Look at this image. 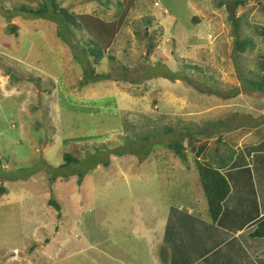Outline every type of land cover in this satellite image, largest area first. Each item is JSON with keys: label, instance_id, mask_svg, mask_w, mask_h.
<instances>
[{"label": "rangeland", "instance_id": "374dc122", "mask_svg": "<svg viewBox=\"0 0 264 264\" xmlns=\"http://www.w3.org/2000/svg\"><path fill=\"white\" fill-rule=\"evenodd\" d=\"M219 1L135 0L93 76L86 34H69L71 49L47 18L18 11L41 0H0V264H249L245 252L264 263V239L241 230L257 213L224 212L212 228L194 163L226 142L231 193L238 183L251 205L264 200L253 193L264 190V98L238 82L232 0ZM116 2L56 3L107 22ZM236 16L255 45L243 71L264 74L252 64L264 0ZM191 132L210 137L182 162L165 145ZM64 153L85 159L58 169Z\"/></svg>", "mask_w": 264, "mask_h": 264}, {"label": "trees", "instance_id": "16d2710c", "mask_svg": "<svg viewBox=\"0 0 264 264\" xmlns=\"http://www.w3.org/2000/svg\"><path fill=\"white\" fill-rule=\"evenodd\" d=\"M246 1L248 0H232L233 8L231 23L233 25L235 35V45L233 46L237 59L236 72L238 74V82L246 80L243 81V83L248 82L251 87L258 89L257 92L259 93L254 97L256 99H261L264 98V92L261 93L260 91L262 90V86L264 88V74H260V72L257 73L253 70H248L245 73L243 71V65H247L245 54L253 52V50L255 49V45L252 44L251 39H249L247 36L244 37L245 35L243 34L242 30L243 27L240 24L243 20L240 17L236 16V11L238 10V8L244 6L246 4ZM56 2L57 0H41L36 9H25L23 7H20L18 11L20 13L26 12L31 17L47 18L48 22L53 23L56 27V37L60 38L62 42L66 43L65 45L71 47V49L74 47L71 46V37L68 35L72 34L73 36H75L76 32L86 34L92 48H87L84 51L86 54L85 59L88 57L92 59V67L89 63L87 65L90 69L89 73L94 76V67L102 61L105 51L108 50L111 46L115 36L124 25L127 14L134 7L135 0H117L115 4L114 19L107 22L100 20L94 15H76L69 12L67 9L60 7ZM223 4H225V1H219L220 6H222ZM193 21H197V18L194 17ZM6 29L10 34L15 35L18 27L16 25H8ZM143 34L144 37L147 38L148 52L151 53L154 50L153 36L147 34L146 31ZM252 35L264 40V27L253 26ZM252 64H255L258 71L262 72V70H264V55H259V59H257V61ZM82 85L83 82L79 84V87H81ZM207 94L213 95L211 92ZM166 132L174 134V131L171 128H167ZM178 135H174L177 136L178 140L166 144L165 148L182 162H186L187 151L191 153L195 152L196 139L201 140L208 139L210 137L206 136L207 138H201L202 136H204L201 132L197 134L191 132L188 137V134L183 135L182 133H179ZM220 141V138H217L214 143L219 144ZM184 142L186 144H184ZM108 147L109 145H105L104 147L96 149L95 152L107 149ZM235 154V150L227 146L226 142H223L219 145V147L211 149L210 152H208L207 160L194 161L199 178V184L206 200L207 219L212 225H214L220 217L222 213V203L230 194V185L222 171L226 170L230 166V164L234 160ZM117 155H119V153ZM84 156L85 155L81 157H75L70 153H64L62 155L63 163L59 166L58 169H66L72 164H81L85 159ZM109 164V161H104L103 166L108 167ZM98 165L99 163H96L93 168ZM87 171L88 170L81 171L77 174L66 173L63 177L65 179L71 177V175H76L77 179H81ZM47 204L57 211V217L59 218V205L53 199H49ZM248 237L250 239L264 238V219L256 224V227L252 232L248 234Z\"/></svg>", "mask_w": 264, "mask_h": 264}, {"label": "crops", "instance_id": "0c3cea01", "mask_svg": "<svg viewBox=\"0 0 264 264\" xmlns=\"http://www.w3.org/2000/svg\"><path fill=\"white\" fill-rule=\"evenodd\" d=\"M231 165L232 164H230V166ZM222 173L224 174L225 170L222 171ZM233 185H236L235 181L233 182ZM237 185H238V188H236V189L233 188L232 193H231V186H230V194L228 195L226 200L222 203V213H221L220 217L218 218L217 222L214 225H212L209 221L208 222H209V224L212 225V228H216L217 230H219V228H220L219 225L221 223V219L224 216V212H228L229 215H233V214H235V212H241L242 210H253L255 213H257L255 215V218H253V219L250 218L248 220V222L243 227H241V230H243V229H248L249 230V232H246V234H245L246 237L249 240H262L264 238H261V239H258V238L250 239L248 237V234L254 230V228L256 227V224L259 221L264 219V200L263 201L258 200V202H255L256 203L255 205H251L252 198L249 199L248 195L243 192L244 188L242 186H241L242 188L240 187L241 184L237 183ZM253 193L255 194V196H258L257 194L259 193L264 199V190H262V191L261 190H259V191L257 190V193L256 192H253ZM252 197H253V195H252ZM257 199H259V197ZM226 202H227V204H225ZM224 204H225V207H224ZM226 207H227V209L224 210V208H226ZM224 220H226V219H224ZM235 234H236V232H235ZM245 256H246L245 257V261L247 259L249 261V264H257V261H261V260H259L258 257H255V256H254V260H252V261H251V259L249 260L246 252H245ZM261 264H264V263H261Z\"/></svg>", "mask_w": 264, "mask_h": 264}]
</instances>
